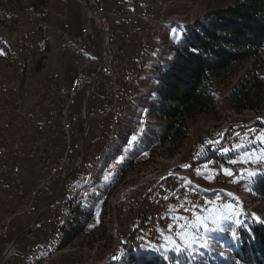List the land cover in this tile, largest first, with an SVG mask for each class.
Listing matches in <instances>:
<instances>
[{"label": "rangeland", "instance_id": "obj_1", "mask_svg": "<svg viewBox=\"0 0 264 264\" xmlns=\"http://www.w3.org/2000/svg\"><path fill=\"white\" fill-rule=\"evenodd\" d=\"M64 1L76 28L82 10L73 0H0V109L12 70L18 66L13 49L21 39L36 46L30 51L35 56L32 85L48 72L51 53L58 48ZM220 1L151 0V12L162 20L155 28L146 24V30H153V38L147 36L152 49L143 51L145 56L142 53L131 77L127 110L112 134L111 127H104V134H111L106 143L89 152L80 176L67 182L68 189L52 205V211L64 216L75 211L78 227L83 224L54 262L95 264L109 255L99 264H135L134 256L141 252H174L178 264H231L235 260L233 226L246 216L264 226L260 222L264 221V199L252 191L253 182L264 176V146L233 147L264 133V55L213 78V101L190 123L181 142L157 140L150 147L141 142L154 116L151 107L156 105L161 72L172 62L169 48ZM242 90L253 95L254 107L240 100ZM163 132L162 126L159 133ZM228 214L232 218L221 222ZM211 221L217 223L209 227L225 230L205 232L201 227L195 232L199 239L192 243L194 227ZM119 223L125 229L120 234ZM53 229L48 224L41 237L22 238L6 264H22L24 259L33 264L39 256L53 252L57 245ZM185 245H190L187 251L177 250Z\"/></svg>", "mask_w": 264, "mask_h": 264}, {"label": "built area", "instance_id": "obj_2", "mask_svg": "<svg viewBox=\"0 0 264 264\" xmlns=\"http://www.w3.org/2000/svg\"><path fill=\"white\" fill-rule=\"evenodd\" d=\"M73 1L82 10L80 25L74 27L65 1L58 25L64 41L61 95L49 99L48 78L35 114H27L26 99H21L27 88L22 84V72L29 69H23L20 55L21 50L30 54L36 46L21 39L13 49L18 66L8 81L12 90L0 112V252L10 249L4 264L11 261L22 238L41 237L46 232L43 215L52 213L59 187L75 177L89 152L112 134L116 94L122 86H129L123 84L124 73L140 53L143 34L152 35L153 30H146V20H154L153 28L162 20L151 12V0ZM104 127H111V134H104ZM123 230L119 223V234ZM107 259L109 255L95 264ZM46 264L65 263L54 262L52 256Z\"/></svg>", "mask_w": 264, "mask_h": 264}, {"label": "trees", "instance_id": "obj_3", "mask_svg": "<svg viewBox=\"0 0 264 264\" xmlns=\"http://www.w3.org/2000/svg\"><path fill=\"white\" fill-rule=\"evenodd\" d=\"M169 51L172 62L161 72L156 105L151 107L154 116L141 141L148 147L157 140L181 142L190 123L213 101V78L233 65L262 58L264 0H221L203 19L187 28L182 40ZM239 94L240 100L254 107L252 94L245 90ZM162 126L164 132L160 134ZM252 191L264 199V176L253 182ZM82 228L77 223L69 239ZM233 233L235 260L231 264H264V226L246 216L233 226ZM134 263L178 264L174 252H141L134 256Z\"/></svg>", "mask_w": 264, "mask_h": 264}, {"label": "bare ground", "instance_id": "obj_4", "mask_svg": "<svg viewBox=\"0 0 264 264\" xmlns=\"http://www.w3.org/2000/svg\"><path fill=\"white\" fill-rule=\"evenodd\" d=\"M155 12H156V10H155ZM161 16L163 17V13H161ZM146 24H147V28H150V26L154 25V20H146ZM145 36H144L145 38H143V43H142V46L140 49V53L136 56L135 63L130 65V71H125L124 76H123V84H129V86H122V90L116 94L115 107L117 109L113 115V130H114L115 125L118 123V121L121 119L122 115L127 110V104H128L127 102L129 99L128 94L131 93V91L128 93V90L130 89V86L132 85L131 77L136 72V69L139 68L138 66L140 64V60L143 59L142 53L145 50L148 51V50L152 49L151 45L153 44V42H152V44H151V42H148V40H147L148 34H145ZM151 38H153V37L151 36ZM56 46H58L57 51L54 52L53 54L51 53V62L49 65L50 68H49L48 72L47 73L45 72V74L43 76L41 75L42 77L39 78L40 80H38L33 85H32V83H33V78H34L33 76H34V65H35L34 58H35V56L34 57L31 56V54H29L28 50H21L20 63L22 64L23 69H29L28 72H22V84H27V88H26L25 92H21V99H26L27 114H35L36 113L37 107L40 105V100L46 91V83L48 82V78H49V83L51 84V90L49 92V99H57L58 95H61V87L60 86H61V84H63V81H64V51H63L64 50V41H62V28H61V31L59 33V37L57 39V45ZM32 50H34V49H32ZM34 54H35V52H34ZM143 55H144V53H143ZM32 58H33V60H32ZM41 61H43V63H44L46 61V59H41ZM13 72H14V69L12 70V74H13ZM10 78L11 79H9V80H12V76ZM7 88L8 89H7V93H6L5 103H3V106L1 107V109H3L6 106L7 96L9 94V91L12 90V83H9ZM1 109H0V112H1ZM104 152H105V149L103 150L102 153H104ZM102 155H104V154H102ZM79 176H80V172L74 178H77ZM67 182L68 181H66L65 183L62 184L61 187H59V190L56 192L55 197H54V203H56V201L60 198L62 193L66 190ZM67 189H68V187H67ZM72 204H73L72 208H74L75 201H73ZM74 212L75 211H70L65 216L60 211H52V213H45V215H43V223L53 224V226H54V229H53V232L51 235L57 236V242H56L57 245L53 247L54 248V251L52 250L53 252L46 254L45 256H39L35 260V263H33V264H46L52 256L55 257L56 254H58L64 250L65 246H68L70 244L71 241L69 239V234L74 232V230L77 226L76 218L74 217ZM56 215H58V216H56ZM59 216H62V218H59ZM61 245L63 247H61ZM27 261H28L27 259H24L22 261V264H28ZM32 262H33V260H32ZM101 264H104V262H102Z\"/></svg>", "mask_w": 264, "mask_h": 264}, {"label": "snow or ice", "instance_id": "obj_5", "mask_svg": "<svg viewBox=\"0 0 264 264\" xmlns=\"http://www.w3.org/2000/svg\"><path fill=\"white\" fill-rule=\"evenodd\" d=\"M217 135H221V134H217ZM209 143H212L211 141H209ZM253 143H260L262 146H264V133L260 134L259 136L256 137L255 140H251V141H248V143L246 144H237V145H234L233 147L236 148V149H244V148H248V146L250 144H253ZM224 152H228L230 151V149H223ZM235 161H233L234 163ZM227 174H231L230 172H228V170H225ZM232 218V214H228L226 216H222L221 217V222L224 220V219H231ZM261 223H264V221H260ZM209 223H217V221H211V222H204L202 223L201 225L199 226H195L194 227V233H193V240H192V243H196V241L199 239L196 235H195V232L199 231L200 228L202 227L205 232H209V231H224L225 229L223 227H209ZM182 228L184 227H187V225H183V226H180ZM233 235H235V233H233ZM190 248V245H185L183 249L181 248H177V250H184V251H187L188 249Z\"/></svg>", "mask_w": 264, "mask_h": 264}, {"label": "water", "instance_id": "obj_6", "mask_svg": "<svg viewBox=\"0 0 264 264\" xmlns=\"http://www.w3.org/2000/svg\"><path fill=\"white\" fill-rule=\"evenodd\" d=\"M87 99H88V95L86 96V101H87ZM54 201V200H53ZM52 201V202H53ZM51 202V203H52ZM43 212L44 211H41L38 215H37V217H36V219H35V221H34V224H36V222L38 221V219L40 218V216L43 214ZM24 233H25V231H23V232H21L18 236H16L14 239H13V241H12V243H11V247H13L16 243H17V241H18V239L20 238V237H22L23 235H24ZM10 250V249H9ZM9 250H7L5 253H3V255H2V257H1V260H0V264H4V261H5V259H6V256H7V254H8V252H9Z\"/></svg>", "mask_w": 264, "mask_h": 264}, {"label": "crops", "instance_id": "obj_7", "mask_svg": "<svg viewBox=\"0 0 264 264\" xmlns=\"http://www.w3.org/2000/svg\"><path fill=\"white\" fill-rule=\"evenodd\" d=\"M34 77V76H33ZM74 217L76 218V223H78V216L76 215V213L74 212ZM85 223H87L88 221H89V219H84L83 220ZM83 225V224H82ZM81 224H80V226H82ZM71 235V233L69 234V236ZM71 240V239H70Z\"/></svg>", "mask_w": 264, "mask_h": 264}]
</instances>
